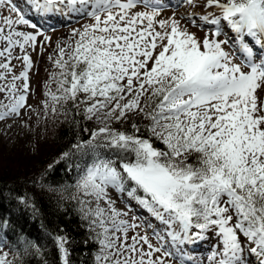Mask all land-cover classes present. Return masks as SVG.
<instances>
[{"label":"snow or ice","instance_id":"1","mask_svg":"<svg viewBox=\"0 0 264 264\" xmlns=\"http://www.w3.org/2000/svg\"><path fill=\"white\" fill-rule=\"evenodd\" d=\"M72 19L86 22L48 53L41 104L98 123L60 156L77 161L61 199L96 245L92 264H264V0H0V121L33 110L45 26ZM8 225L0 264L43 255ZM48 236L58 264H74L75 238ZM211 240L203 261L185 248Z\"/></svg>","mask_w":264,"mask_h":264},{"label":"trees","instance_id":"2","mask_svg":"<svg viewBox=\"0 0 264 264\" xmlns=\"http://www.w3.org/2000/svg\"><path fill=\"white\" fill-rule=\"evenodd\" d=\"M51 118L54 122L50 145L34 154L26 151L16 159L22 165L16 167L20 171L8 165L0 171V217L9 221L2 231L20 237L19 247H23V241L28 239L46 246L43 255L25 256L26 264H43L44 259L49 264H58V254L48 233L63 228L77 241L73 247L74 264H92L91 256L96 245L91 241L87 245L83 243L87 238L86 225L81 227L74 202L61 199L62 196L67 197L75 183L77 161L60 160V156L76 143L78 137L88 139L89 134L83 131L85 128L95 127L82 114L76 115L70 105L67 117L52 114ZM156 144L163 148L159 141ZM49 165H52L51 169ZM21 197L32 206L22 203Z\"/></svg>","mask_w":264,"mask_h":264},{"label":"rangeland","instance_id":"3","mask_svg":"<svg viewBox=\"0 0 264 264\" xmlns=\"http://www.w3.org/2000/svg\"><path fill=\"white\" fill-rule=\"evenodd\" d=\"M23 7V5H21ZM185 9L183 7L175 10L177 18H180L181 13ZM188 11L200 12V8L191 9ZM173 15V9L167 7L161 13V18H167ZM43 24V21H38ZM86 21L81 19L79 21L72 19L70 22L57 23L56 21H51L50 23L55 24V30L47 29L45 26L46 34L51 37V47L48 48L42 57L33 54V60L35 62V67L31 71V87L34 89V94L30 95L28 98V103L32 105L30 111H22L20 117L9 118L4 121H0V171L5 165L11 166V169L15 171H20L22 165H19L18 158L25 153H36L42 150H45L50 145V138L52 133V125L54 120L51 118V111L47 115L44 113L43 106L41 101L44 99V81L48 78V70H51V65L47 60V55L55 48L56 42L64 41L68 38L73 28L80 27L81 24ZM184 23V21H181ZM189 27V30L195 32L198 36L203 37L204 32L201 31L198 27L191 25H186ZM31 30V29H28ZM17 72L20 70V66L17 61ZM94 127H98V123L95 119L91 120ZM139 122V121H137ZM26 125V126H25ZM120 127V125H115ZM17 159V160H16ZM113 198L116 199V206L122 210H126L125 204L121 202L119 195L115 192L112 193ZM136 211L133 208V212L129 213V217L134 214ZM153 243H156L153 240ZM215 243L214 240L205 241L200 248H195L193 246H185L186 250L190 251V254L196 260L203 261L207 255V249L210 245Z\"/></svg>","mask_w":264,"mask_h":264}]
</instances>
